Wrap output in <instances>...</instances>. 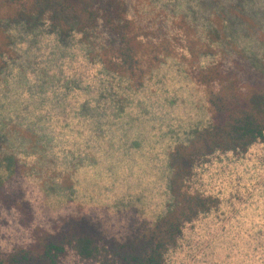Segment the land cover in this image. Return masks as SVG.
<instances>
[{
	"label": "rangeland",
	"instance_id": "obj_1",
	"mask_svg": "<svg viewBox=\"0 0 264 264\" xmlns=\"http://www.w3.org/2000/svg\"><path fill=\"white\" fill-rule=\"evenodd\" d=\"M113 2L143 44L141 79L104 66L101 20L83 33L47 19L1 28L0 193L18 200H0L2 250L36 227L123 239L152 225L173 206L169 154L210 125L193 71L222 63L264 74V0ZM186 187L219 201L183 226L165 264H264V139L196 160ZM58 264L98 262L67 248Z\"/></svg>",
	"mask_w": 264,
	"mask_h": 264
},
{
	"label": "trees",
	"instance_id": "obj_2",
	"mask_svg": "<svg viewBox=\"0 0 264 264\" xmlns=\"http://www.w3.org/2000/svg\"><path fill=\"white\" fill-rule=\"evenodd\" d=\"M96 2L0 0V56L5 53L7 39L1 28L15 19L26 22L47 19L61 34L92 30L101 20L107 41L100 46L98 56L104 66L120 75L141 79L145 73L139 56L143 44L134 26L125 16L115 13L118 2L106 1L104 13ZM193 78L206 87L210 125L196 130L188 143L175 145L169 154V190L173 198L169 211L152 225L144 223L123 239L68 227L56 232L36 227L29 242L17 243L8 250L0 248V264H58L67 248L73 249L82 260L98 264H165V253L176 244L183 226L219 201L214 196L187 190L186 183L196 160L216 151L244 152L264 139V74L250 65L224 68L222 63H215L193 71ZM14 169L9 168V174ZM3 193H0L2 203L8 202L6 198L18 201ZM22 212L21 223L26 225L28 213Z\"/></svg>",
	"mask_w": 264,
	"mask_h": 264
}]
</instances>
